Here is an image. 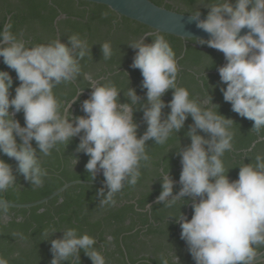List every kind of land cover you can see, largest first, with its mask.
<instances>
[{"label":"clouds","instance_id":"9594fccd","mask_svg":"<svg viewBox=\"0 0 264 264\" xmlns=\"http://www.w3.org/2000/svg\"><path fill=\"white\" fill-rule=\"evenodd\" d=\"M200 4L209 9L206 17L202 19L197 10L190 20L208 38L196 37V42L223 53L226 63L218 68L220 82L226 85L220 89L223 99L233 112L253 121L251 130L260 133L264 130V0H200ZM12 28L11 20L0 28V57L15 70L20 83L11 95L13 77L9 71L0 70V153L14 159L16 168L14 171L0 158V215L9 211L2 194L14 189L17 174L32 186H42L48 172L41 158L50 156L60 144L67 146L78 135L76 151L89 156L85 168L91 180L101 172L104 177L105 186L96 191L100 205H114L125 184L137 185L142 162L146 166L150 161L147 142L167 143L191 116L193 123L186 133L191 142L177 149L182 164L181 187L173 194L176 181L169 171L160 176L162 190L156 203L168 208L180 201H185L180 208L191 204L190 219L180 210L170 217L179 224L180 237L195 264H264V258H258L264 248V154H257L255 163L239 164L238 178L230 179L223 157L233 149L232 125L236 121L220 113L209 93L204 99L193 98L186 87L177 85L176 54L159 31L129 43L136 50L131 67L141 71V86L147 90V102L142 104L135 89L127 88L125 95L130 102L122 103V88L82 72L80 61L89 48L78 34L70 35L67 43L57 38L28 46ZM148 36L153 38L151 43L145 42ZM101 50L103 58L112 57L110 42L102 43ZM79 77L92 89L81 105L84 115L70 111L82 90L67 106H62L54 93L57 85ZM169 89L173 95L166 104L162 97ZM165 107L170 108L166 117ZM138 108L143 109L147 124L139 137L134 120ZM20 112L23 126L15 118ZM77 162L76 157L73 168ZM56 231L51 226L45 229L43 240ZM95 245L93 236L79 234L76 228L64 229L62 237L50 240V264L80 260L81 251L92 264H106ZM0 264H8V260L0 257ZM172 264H181L174 250Z\"/></svg>","mask_w":264,"mask_h":264},{"label":"trees","instance_id":"16d2710c","mask_svg":"<svg viewBox=\"0 0 264 264\" xmlns=\"http://www.w3.org/2000/svg\"><path fill=\"white\" fill-rule=\"evenodd\" d=\"M158 6L184 14H193L197 10L206 16L209 10L200 0H150ZM11 20L12 31L22 37L28 46L48 43L57 38L67 43L68 37L78 34L87 41L88 54L80 61L82 72L92 74L101 83H111L122 88L119 94L120 102H130L125 95L127 88L135 89L141 97V103H146V89L142 88V73L131 64L135 49L129 43L139 39L149 32H154L148 26L119 16L107 6L79 0H0V28ZM173 48L178 63L177 85L186 87L193 98L204 99L208 93L213 103L219 105V111L226 117L234 119L233 149L226 152L223 160L226 168H230V179H237L239 164L255 163L257 154H264V130L260 133L252 129L253 121L240 117L231 110V104L225 102L220 82L219 66L226 63L222 52L207 45H199L196 39H185L163 34ZM152 37H145V42L151 43ZM110 42L113 55L110 59L103 58L101 44ZM0 70L9 71L13 77L11 95L20 81L15 70L3 63ZM70 111L74 115H84L81 105L92 89L82 77L71 83H61L54 88L56 97L62 106L79 92ZM173 90L169 89L162 97L166 102L172 99ZM170 108L163 109L164 117ZM21 125H24L23 112L16 114ZM134 120L138 123L137 135H143L147 124L143 120V109L134 111ZM193 123L188 116L184 127L173 132L167 143L161 145L149 140L146 152L151 157L147 165L142 162L141 176L137 185L125 184L122 191L115 196L116 203L102 207L96 191L104 186L94 184H76L68 187L49 201L29 207H9L6 215H0V257L8 260V264H50L52 252L50 240L62 237L63 230L76 228L79 234L87 233L96 239L95 247L100 250L106 264H172L173 250L179 256L181 264H195L181 239V228L172 215H178L179 210L186 214L189 204L178 202L168 208L163 203H153L149 209L146 205L156 199L162 188L160 176L168 173L176 181L174 193L179 190L181 158L177 154L179 147L190 144L186 134ZM200 131V130H198ZM201 135H207L200 132ZM19 142V138H17ZM259 141V142H257ZM79 139L72 138L66 146L58 145L48 157H42V166L48 175L42 186H32L21 174L16 176L14 189L2 194L9 203H32L45 198L58 190L65 183L81 180L88 182H104L101 173L91 180L85 165L89 156L77 152ZM253 144L255 147L253 148ZM35 147V141H33ZM78 158L73 168V161ZM0 158L9 162L14 171L16 161L2 153ZM193 213L190 205L189 219ZM57 231L48 240H43V232L49 227ZM264 248L260 249V252ZM64 264H92L91 259L83 252L80 260L70 259Z\"/></svg>","mask_w":264,"mask_h":264},{"label":"water","instance_id":"95a60500","mask_svg":"<svg viewBox=\"0 0 264 264\" xmlns=\"http://www.w3.org/2000/svg\"><path fill=\"white\" fill-rule=\"evenodd\" d=\"M95 4H101L107 6L111 11L118 14L119 16L126 17L130 20L143 24L151 28L154 32L159 31V33L169 34L185 39H197L196 37L208 38V34L201 29L196 27L195 22L190 20L191 14H184L169 10L163 6H158L150 0H79ZM206 16L201 15V18ZM247 29H242L241 34L246 32ZM185 35H191L193 37H185ZM1 62V57H0ZM86 95L90 97V93L85 92ZM77 95V94H76ZM75 95V96H76ZM75 96L72 98L74 99ZM72 99L66 104V106L72 101ZM74 103V102H73ZM71 103V107L73 105ZM77 139H80L79 135L76 136ZM182 170V167H181ZM76 184H94L99 186H105L104 182H88L81 180H74L65 183L58 190L50 194L49 196L42 198L38 201L32 203L18 204V203H9V207L15 208H29L42 203L49 201L55 196L62 193L68 187ZM157 199V198H156ZM154 199L151 203L146 205V208L149 209L150 206L156 202ZM189 206L186 210V215L189 213ZM264 258V250L261 251V257Z\"/></svg>","mask_w":264,"mask_h":264}]
</instances>
